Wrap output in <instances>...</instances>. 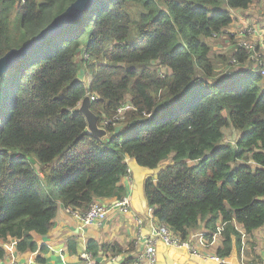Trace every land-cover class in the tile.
<instances>
[{
	"label": "trees",
	"instance_id": "16d2710c",
	"mask_svg": "<svg viewBox=\"0 0 264 264\" xmlns=\"http://www.w3.org/2000/svg\"><path fill=\"white\" fill-rule=\"evenodd\" d=\"M76 1L0 0V60ZM253 1L96 0L0 75V261L10 240L37 251L35 235L46 237L61 209L122 200L128 158L149 170L170 164L145 197L182 240L200 230L211 242L223 228L225 259L264 228V77L241 52L226 75L229 54L212 57L208 45ZM88 95L105 138L79 112Z\"/></svg>",
	"mask_w": 264,
	"mask_h": 264
},
{
	"label": "crops",
	"instance_id": "0c3cea01",
	"mask_svg": "<svg viewBox=\"0 0 264 264\" xmlns=\"http://www.w3.org/2000/svg\"><path fill=\"white\" fill-rule=\"evenodd\" d=\"M234 14L235 23L226 29L228 32L237 33L246 25L261 26L264 24V0H254L247 11H236ZM221 37L229 43L230 50H233L235 45L232 44V40L236 44V38L226 34ZM245 64L249 72L254 73V67L261 71V68L253 63ZM228 134L232 136L233 132L228 131ZM126 161L130 173L122 179L121 185L126 188L125 197L129 199L127 212L114 206L118 201L116 199L101 200L99 202L106 205L109 210L106 220L84 226L67 209H61L50 233L41 238L35 235L37 251L21 254L17 250V241L10 240L3 245L6 257L0 261V264H127L141 259L145 250L143 239L151 234L153 226L157 223L147 204L145 184L148 180H157L163 169L160 167L149 170L140 167L133 159L128 158ZM239 231L243 232L242 228H239ZM200 232L202 231L199 230L192 235ZM91 241L99 247L96 256L88 251ZM220 243L219 237L207 249L197 245L201 253L199 257L187 250L170 248L159 242L157 264H216L212 258H215ZM104 247L110 248L105 251ZM242 250H244L242 257L245 258V264L247 261L250 264H257L254 263L255 261L262 263L264 228L255 231L251 237L243 238L238 247L234 243L230 257L226 258L227 264H243L242 257L240 258Z\"/></svg>",
	"mask_w": 264,
	"mask_h": 264
},
{
	"label": "built area",
	"instance_id": "2783aa9c",
	"mask_svg": "<svg viewBox=\"0 0 264 264\" xmlns=\"http://www.w3.org/2000/svg\"><path fill=\"white\" fill-rule=\"evenodd\" d=\"M223 34L228 36L235 37L237 42L233 48L234 53L231 55L230 68L225 71L226 75H230L234 70L238 69L240 66L239 61L236 57V54L241 52L246 58V62L253 63L261 68V75L264 77V24L261 26L255 25H246L239 32H228L226 29ZM216 36L215 38H219ZM92 100H94L92 98ZM130 109L129 106L124 107L120 110L126 111ZM105 124H109L106 122ZM130 170H128V174ZM129 199L124 197L122 200H118L114 205L121 208L123 211H128ZM70 214L77 217L84 226H91L97 223H102L106 220L108 214V207L100 202L91 204L89 209L81 213L79 211L68 210ZM151 212L153 210L151 209ZM223 228H219L217 233L213 236L212 241L208 242L206 239L205 232H200L194 235H191L187 240H182L177 236L169 227L155 223L152 228V232L149 236L143 239L145 244L144 254L141 259H138L130 264H157L158 257V243L162 242L170 248H175L178 250H187L191 252L194 256L201 257V253L198 250V246L202 249H207L212 246V244L221 236ZM242 232V231H240ZM243 233V232H242ZM243 238H246L245 235ZM198 245V246H197ZM243 254V252H242ZM243 257L241 262H243ZM216 264H227L226 258H219L215 256L212 258ZM16 264V263H13ZM244 264V263H243ZM264 264V260H263Z\"/></svg>",
	"mask_w": 264,
	"mask_h": 264
},
{
	"label": "water",
	"instance_id": "95a60500",
	"mask_svg": "<svg viewBox=\"0 0 264 264\" xmlns=\"http://www.w3.org/2000/svg\"><path fill=\"white\" fill-rule=\"evenodd\" d=\"M96 0H77L68 10L48 25L40 34L31 42L18 50H12L0 60V75L11 69L17 62L25 58L33 50H35L45 39L67 28L80 16L90 9ZM92 99L86 96L79 108V112L85 117L88 123L89 134L98 138L107 137V131L99 127L97 116L91 111Z\"/></svg>",
	"mask_w": 264,
	"mask_h": 264
},
{
	"label": "rangeland",
	"instance_id": "374dc122",
	"mask_svg": "<svg viewBox=\"0 0 264 264\" xmlns=\"http://www.w3.org/2000/svg\"><path fill=\"white\" fill-rule=\"evenodd\" d=\"M256 11H257V9H256ZM232 44L236 45V44L233 42V40H232ZM208 45H209V47H210L211 50H212V53H211V56H212V57H216V56L220 57V56H225V55H228V54H229L228 56L230 57V60H229V64H228V66H227L225 69H221V68L219 67V69H221L220 71L225 72L227 69L230 68V61H231V58H232V56H231L230 54H233V53H234L233 50H230V48H229V43H227L226 41H224L222 37H219V38H217V39L209 40V41H208ZM81 56H83V54H82ZM254 73H255L256 75H260V74H261V71H260L257 67H254ZM81 77H82V78H81V82H83L85 86H89V84H90V75H88V74L82 72V76H81ZM261 90H262V93H264V84L261 85ZM92 98H93V99H96L95 96H92ZM123 113H124V111H122V113H121L120 115H122ZM117 119H118V118H117ZM123 128H124V127L121 125V123L118 124V126H117V129H118V130H121V131H122ZM226 133H227V135H228V131H227ZM228 139H230V138H227V139H225V140L227 141ZM168 160H171V161H172V158L170 157ZM171 161H169V162H171ZM169 165H170V164H169ZM169 165H168L167 163L164 164V165L162 166V169H163V170L166 169ZM163 170H162V171H163ZM160 173H161V171H160Z\"/></svg>",
	"mask_w": 264,
	"mask_h": 264
}]
</instances>
